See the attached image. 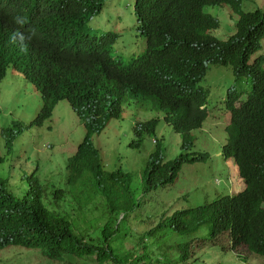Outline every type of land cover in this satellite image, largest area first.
<instances>
[{
	"label": "trees",
	"instance_id": "1",
	"mask_svg": "<svg viewBox=\"0 0 264 264\" xmlns=\"http://www.w3.org/2000/svg\"><path fill=\"white\" fill-rule=\"evenodd\" d=\"M242 1L135 0L134 15L146 52L137 61L123 63L110 53L118 35L84 33L88 22L102 12L104 0H0V14L8 20L0 17V81L13 67L36 87L42 100L33 122L38 127L51 118L59 102H68L86 133L68 160L67 183L80 209L100 196L109 213L99 235L90 239L73 220L45 206V189L35 173L26 179L28 190L22 197L0 179V253L17 248L38 251L55 263L90 258L94 264H144L141 256L118 253V245L127 238L119 227L124 218L118 220V215L134 208L130 177L104 171L92 138L118 121L124 104L141 96L140 109L162 113V122L181 136L183 152L165 162L156 142L144 188L149 192L173 184L184 165L206 159L193 152L191 132L206 119L200 107L207 96L198 84L208 66L217 64L251 81L247 101L232 113L224 147L225 158L237 164L245 189L233 197L177 211L156 229L170 228L180 237L207 230L209 243L227 239L232 252L242 247L264 257V60L248 64L264 40V11L244 13ZM214 5H228L239 17L235 34L226 42L208 34L218 24L204 8ZM160 122L156 118L137 123L133 128L137 140L131 146L139 148L145 135L155 138ZM19 127L15 126L18 133ZM118 184L125 185L123 192H118ZM82 191L89 192L85 201ZM62 193L56 191L55 198ZM118 194H124L125 200ZM222 250L228 251L227 246Z\"/></svg>",
	"mask_w": 264,
	"mask_h": 264
},
{
	"label": "rangeland",
	"instance_id": "2",
	"mask_svg": "<svg viewBox=\"0 0 264 264\" xmlns=\"http://www.w3.org/2000/svg\"><path fill=\"white\" fill-rule=\"evenodd\" d=\"M134 2L104 0L102 12L89 23L88 31L91 35H118L111 53L122 61L141 55L146 49L145 40L138 32ZM241 10L264 11V0H243ZM204 12L216 18L219 23L218 29L211 32L212 36L226 40L235 33L237 16L228 6H207ZM258 55L264 57V40L262 50L255 56ZM199 85L209 93L206 105L208 117L200 130L191 133V139L193 152L207 154V157L203 162L184 165L171 185L147 192L143 179L149 159L157 147L155 140L167 162L183 153L180 135L161 121L155 138L145 135L139 148L131 146L137 140L134 126L152 118L162 120V113L143 112L138 105L130 103L124 107L118 121L107 124L92 138L94 147L100 152L104 171H121L130 177V198L134 208L131 213L118 215V220L124 218L119 227L127 235L126 240L118 245V253L121 256L126 253L133 257L141 256L144 264H264V258L250 254L245 248L230 252L227 239L200 248L198 243L209 241L207 230L180 237L170 228L156 229L163 219L177 211L232 197L244 190L241 183L238 186L236 184L237 166L232 161H226L223 154L228 139L225 127L230 119L225 104L231 91L243 96L249 93L250 82L247 78L236 79L231 68L209 66L206 77ZM41 107L39 91L24 78L20 70L9 68L0 81V179L7 181L11 192L22 197L28 190L26 179L35 173L45 189V206L73 220L77 230L85 237L95 239L109 219L106 200L98 196L91 205L80 209L71 192L72 187L67 184V161L83 141L85 128L67 101L56 105L51 119L42 127L33 126ZM17 124H22L20 135L15 128ZM124 187L118 184V192H123ZM56 191L64 192L60 199L55 198ZM88 193L81 192L84 201ZM119 197L125 200L124 194H118ZM149 232L152 233L148 235ZM218 243L223 247L226 245L228 251L222 250L223 247ZM0 264L94 262L90 258H73L55 263L46 260L38 251L11 248L0 253Z\"/></svg>",
	"mask_w": 264,
	"mask_h": 264
},
{
	"label": "clouds",
	"instance_id": "3",
	"mask_svg": "<svg viewBox=\"0 0 264 264\" xmlns=\"http://www.w3.org/2000/svg\"><path fill=\"white\" fill-rule=\"evenodd\" d=\"M134 4H135V2H134ZM214 6H222V5H214ZM226 6H228V5H226ZM230 9H231V7L230 6H228ZM240 9H241V6H240ZM232 10V9H231ZM133 11H134V5H133ZM255 11H257V10H255ZM232 12L234 13V11L232 10ZM244 12V11H243ZM252 12H254V11H252ZM244 13H249V12H244ZM236 16H237V22H238V19H239V17H238V15L236 14V13H234ZM210 15V14H209ZM0 17L3 19V20H6V21H8L6 18H4L1 14H0ZM213 17V16H212ZM214 18V17H213ZM215 20H216V22H217V24H218V26H217V28H215V29H213V30H210L209 32H208V34L210 35V36H212L211 35V32L212 31H214V30H217L218 29V27H219V23H218V21H217V19L216 18H214ZM92 20V19H91ZM90 20V21H91ZM90 21L88 22V25H86V29H85V31H84V33L88 36V35H91V34H89V23H90ZM237 22H236V24H237ZM236 24H235V28H236ZM236 32V31H235ZM107 34H109V33H107ZM112 34V33H111ZM235 34V33H234ZM234 34H232L231 36H233ZM104 35H106V34H104ZM103 35V36H104ZM115 35H117V34H115ZM91 36H94V35H91ZM231 36H229L228 37V39H230V37ZM96 37H98V36H96ZM99 37H102V36H99ZM213 38H215L214 36H212ZM215 39H217V38H215ZM228 39H226V40H219V39H217V40H219V41H222V42H226V41H228ZM263 41V40H262ZM116 42V41H115ZM115 42H114V44H115ZM114 44L111 46V48L114 46ZM111 48H110V53H111ZM262 50V42H261V48H260V50L258 51V52H260ZM145 52H146V49H145V51L141 54V55H138V56H136V57H133V58H131V59H129V60H127V61H122V60H118V59H116L113 55H112V53H111V55H112V58H113V60H115V61H120V62H123V63H128V62H131V61H133V60H139L140 59V57L141 56H143L144 54H145ZM258 52H256L254 55H252L251 57H250V59H249V62H248V64L249 65H252V64H254V62L258 59V58H263V60H264V57L263 56H261V55H258V56H255ZM209 66H219V67H226V68H231V67H229V66H221V65H217V64H215V65H209ZM209 66H208V69H209ZM9 68H13V67H9ZM8 68V69H9ZM14 69V68H13ZM231 70H232V68H231ZM262 70L264 71V62H263V64H262ZM207 72H208V70H207ZM232 72H233V70H232ZM7 73V72H6ZM233 74H234V72H233ZM206 75H207V73H206ZM206 75H205V77H206ZM24 76V75H23ZM234 76H235V74H234ZM5 77V76H4ZM204 77V78H205ZM25 78V77H24ZM203 78V79H204ZM235 78L236 79H238V80H240V79H243V78H245V77H242V78H237L236 76H235ZM26 79V78H25ZM202 79V80H203ZM248 79V78H247ZM201 80V81H202ZM249 80V82H250V91H249V93L251 92V81H250V79H248ZM200 81V82H201ZM34 86V85H33ZM198 86L200 87V85L198 84ZM35 87V86H34ZM36 88V87H35ZM201 88V87H200ZM202 89V88H201ZM126 90L128 91L129 90V88H126ZM203 90V89H202ZM203 91H205V90H203ZM206 92V103L202 106V107H200V109L202 110V111H204L205 113H206V119H207V117H208V114H207V108H206V105H207V100H208V92L207 91H205ZM40 93V92H39ZM249 93H246L244 96L243 95H241V94H239V93H237L236 91H231L229 94H228V96H227V101H226V104H225V108H226V110H227V112L230 114L229 115V122L227 121V125H226V127H225V131H226V133H227V128H228V126L230 125V123H231V119H232V113H233V111H235V110H238V109H240V107H241V105L243 104V103H245L246 101H247V98H248V96H249ZM241 98H243L244 100L243 101H241ZM241 101V102H240ZM240 102V103H239ZM130 103H133V104H136V105H138V107H139V109H140V105H141V103H142V98H141V96H138V99L137 100H133V101H131V102H129V103H127V104H124L123 105V107H122V110L124 111V107H126V106H128ZM238 103H239V105H238ZM70 106V105H69ZM134 106V105H133ZM56 107V106H55ZM72 109V108H71ZM54 110V109H53ZM140 111H143V112H149V113H152V112H155V111H144V110H142V109H140ZM40 112H41V110H40ZM39 112V113H40ZM74 112V111H73ZM52 114H53V112H52ZM38 116V115H37ZM77 116V115H76ZM52 117V116H51ZM78 117V116H77ZM79 118V117H78ZM36 119V118H35ZM35 119H34V121H35ZM51 119V118H50ZM49 119V120H50ZM152 119H156V118H152ZM151 119V120H152ZM157 119H159V118H157ZM206 119L202 122V125H201V127L199 128V129H196V130H200L201 128H202V126H203V124H204V122L206 121ZM79 120L82 122V120L79 118ZM160 120V119H159ZM33 121V122H34ZM48 121V120H47ZM47 121H45V122H47ZM150 121V120H149ZM162 121V120H161ZM44 122V123H45ZM147 122V121H146ZM43 123V124H44ZM82 124H83V122H82ZM18 126H20L19 128H18V130H20L21 132L20 133H22V124H17ZM32 125L33 126H35L34 125V123H32ZM43 126V125H42ZM42 126H40V127H42ZM36 127H38V126H36ZM196 130H194V131H196ZM17 131V130H16ZM193 132V131H192ZM191 132V133H192ZM18 133V132H17ZM20 133H18V134H20ZM227 136H228V134H227ZM228 140V139H227ZM157 142V140H155V143ZM182 142V141H181ZM227 143V142H226ZM226 145V144H225ZM181 146V145H180ZM225 147V146H224ZM77 151V150H76ZM195 153V152H194ZM196 154H200V155H206V157H207V154H204V153H196ZM223 154H224V148H223ZM75 155V154H74ZM224 158H225V154H224ZM70 159V158H69ZM225 160L226 161H232L236 166H237V164L235 163V161L233 160V159H226L225 158ZM169 161V160H168ZM205 161V160H204ZM232 162H230L231 164H232ZM196 163V162H195ZM67 164H68V161H67ZM194 164V163H193ZM233 165V164H232ZM232 169V171H233V168H231ZM237 170H238V166H237ZM68 171V170H67ZM242 184L243 185V187H244V189H245V183H244V181H243V179L240 177V175H239V170H238V178H237V182H236V184H237V186L239 185V184ZM68 184V183H67ZM244 191V190H243ZM242 192V191H241ZM240 193V192H239ZM238 193V194H239ZM237 195V194H236ZM236 195H234V196H236ZM229 197V196H228ZM233 197V196H232ZM219 200V199H218ZM213 203V202H212ZM209 204H211V203H209ZM263 207H264V205H263ZM174 214V213H173ZM172 214V215H173ZM171 215V216H172ZM198 243V242H197ZM198 244H200V243H198ZM209 244V242H206L205 243V247H206V245H208ZM199 247H200V245H199ZM200 248H203V247H200ZM242 248V247H241ZM246 249V248H245ZM230 250V252H232L231 251V249H229ZM238 250V249H237ZM236 250V251H237ZM224 251H226V250H224ZM248 251V250H247ZM233 253H235V252H233ZM250 254H252V255H254V256H258V257H260V258H264V257H262V256H260V255H255V254H253V253H251V252H249ZM242 259V258H241Z\"/></svg>",
	"mask_w": 264,
	"mask_h": 264
}]
</instances>
